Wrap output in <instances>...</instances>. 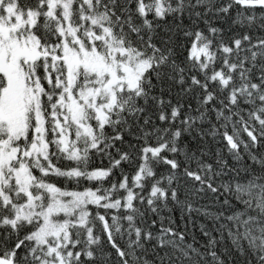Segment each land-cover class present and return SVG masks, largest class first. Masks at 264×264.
<instances>
[{
    "label": "snow or ice",
    "instance_id": "obj_1",
    "mask_svg": "<svg viewBox=\"0 0 264 264\" xmlns=\"http://www.w3.org/2000/svg\"><path fill=\"white\" fill-rule=\"evenodd\" d=\"M0 264H264V0H0Z\"/></svg>",
    "mask_w": 264,
    "mask_h": 264
}]
</instances>
